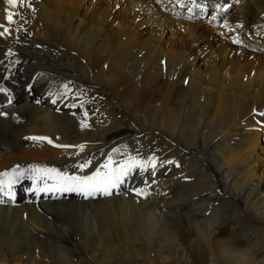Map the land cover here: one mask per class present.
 Here are the masks:
<instances>
[{"label":"bare ground","instance_id":"1","mask_svg":"<svg viewBox=\"0 0 264 264\" xmlns=\"http://www.w3.org/2000/svg\"><path fill=\"white\" fill-rule=\"evenodd\" d=\"M193 1L0 0V264H264V0Z\"/></svg>","mask_w":264,"mask_h":264},{"label":"snow or ice","instance_id":"2","mask_svg":"<svg viewBox=\"0 0 264 264\" xmlns=\"http://www.w3.org/2000/svg\"><path fill=\"white\" fill-rule=\"evenodd\" d=\"M21 6L23 5V0H20ZM6 5L16 7L17 0H5ZM6 21L7 23H15L13 19V13L9 12L6 8ZM0 27H3L0 25ZM8 28H4V32H8ZM3 33H0L2 35ZM0 91H3V89H0ZM55 102V101H53ZM30 139L33 140H44L46 138L43 137H31ZM51 143V141H48ZM67 147V146H62ZM82 147V146H81ZM133 162L120 165L119 167H111V157H109V161L103 164L101 167L104 169H107V171L102 172L100 168H98L94 173L88 176L78 177V176H67V175H60L57 173L58 181L60 184V191H79L82 193L85 197L92 196L96 193H101L104 195H110V189L117 187L119 184H121L126 176L129 175L132 168L134 167H140L141 170H144V164H139L135 162L134 158H130ZM90 162L86 161L84 164L80 165L79 167L81 170L88 167V164ZM147 163H152V161H149ZM154 166V165H153ZM42 171L46 173H52L55 172V169H43ZM15 172V170H13ZM9 173H0V177H8ZM14 180L8 181V188L11 189V184L14 183ZM5 181L3 179H0V191L3 190ZM35 183V181H34ZM43 189H40L38 191H42ZM139 194V193H138Z\"/></svg>","mask_w":264,"mask_h":264},{"label":"rangeland","instance_id":"3","mask_svg":"<svg viewBox=\"0 0 264 264\" xmlns=\"http://www.w3.org/2000/svg\"><path fill=\"white\" fill-rule=\"evenodd\" d=\"M196 12H200V11H195L194 13H196ZM220 13H221V10H220ZM226 13H227V12H226ZM226 13H221V16L224 17V15H225ZM15 32H16V31H15ZM235 53H236V52H235ZM252 56H253V55H252ZM249 60H252V61L254 60V61H253V64H254V65H253L252 72H253V73L255 72V73H254L255 75H253V76L256 77L257 74H258V72H259L258 69H260V66H259V64H260V60H258V59H256V58H251V59H249ZM255 62H256V63H255ZM257 62H258L259 64H258ZM256 64H257V65H256ZM255 66H256V67H255ZM254 69H255V70H254ZM256 69H257V70H256ZM148 149H149L150 151H149ZM151 149H152V148H147V150H146V154H147V155H148L149 152H150L149 155L152 154V153H154L155 149H153V150H151ZM149 155H148V156H149Z\"/></svg>","mask_w":264,"mask_h":264}]
</instances>
